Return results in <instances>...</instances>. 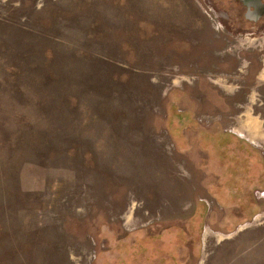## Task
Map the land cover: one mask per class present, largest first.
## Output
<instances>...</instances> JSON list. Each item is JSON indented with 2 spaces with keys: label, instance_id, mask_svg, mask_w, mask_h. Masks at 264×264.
I'll list each match as a JSON object with an SVG mask.
<instances>
[{
  "label": "rangeland",
  "instance_id": "rangeland-1",
  "mask_svg": "<svg viewBox=\"0 0 264 264\" xmlns=\"http://www.w3.org/2000/svg\"><path fill=\"white\" fill-rule=\"evenodd\" d=\"M220 1L0 0V264H264V21Z\"/></svg>",
  "mask_w": 264,
  "mask_h": 264
},
{
  "label": "flooded vegetation",
  "instance_id": "flooded-vegetation-1",
  "mask_svg": "<svg viewBox=\"0 0 264 264\" xmlns=\"http://www.w3.org/2000/svg\"><path fill=\"white\" fill-rule=\"evenodd\" d=\"M220 2L223 3L220 4V6L226 9L219 14L215 13L214 10L212 11L213 15L219 19L222 18L225 21H232L235 19L236 21L239 20L255 27L264 21V9L257 8L258 5L256 0H230L229 4H226L224 0ZM260 3L264 4V0H260ZM224 5H227V7ZM230 12L235 18L229 17L228 13Z\"/></svg>",
  "mask_w": 264,
  "mask_h": 264
},
{
  "label": "water",
  "instance_id": "water-1",
  "mask_svg": "<svg viewBox=\"0 0 264 264\" xmlns=\"http://www.w3.org/2000/svg\"><path fill=\"white\" fill-rule=\"evenodd\" d=\"M256 2H257V8L259 9V8H261V9H264V4H262V3H260V0H256Z\"/></svg>",
  "mask_w": 264,
  "mask_h": 264
},
{
  "label": "built area",
  "instance_id": "built-area-1",
  "mask_svg": "<svg viewBox=\"0 0 264 264\" xmlns=\"http://www.w3.org/2000/svg\"><path fill=\"white\" fill-rule=\"evenodd\" d=\"M263 197H264V195H263Z\"/></svg>",
  "mask_w": 264,
  "mask_h": 264
}]
</instances>
